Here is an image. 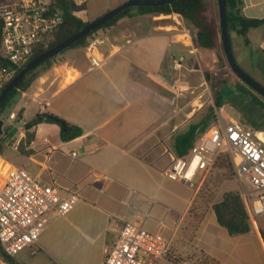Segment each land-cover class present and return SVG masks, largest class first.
Segmentation results:
<instances>
[{
	"label": "crops",
	"instance_id": "crops-1",
	"mask_svg": "<svg viewBox=\"0 0 264 264\" xmlns=\"http://www.w3.org/2000/svg\"><path fill=\"white\" fill-rule=\"evenodd\" d=\"M73 1L86 6L76 15L87 22L128 0L102 2L93 16L90 0ZM216 1L206 3L209 15L219 19ZM242 1L245 17L264 20V0ZM95 34L92 53L103 61L101 67H92L89 45L65 51L58 56L61 60L18 93L7 108L10 123L2 131L18 124L19 138L8 160L0 156V165L24 168L47 184L65 188L91 181L80 190L81 200L68 214L51 216L37 243L12 257L18 264H103L105 250L115 239L110 227V215L115 213L132 219L138 211H150L147 229L172 237L174 244L182 239L180 231L198 194L199 188L185 211L175 213L166 207L167 202H174L173 197L147 181L145 173L155 169L163 157H169L165 170L169 167L167 151L174 152L171 141L189 125L188 119L180 118L187 105L180 106L184 99H179L188 87L181 78L183 92L176 95L175 80L183 74L193 77L204 68L214 70L216 52L195 48L191 27L177 14L126 17ZM246 37L248 45L243 36L230 34L237 62L251 73L264 75V24L250 29ZM173 60L181 61L180 73L173 70ZM30 110L34 117L41 112L62 117L80 126L83 135L63 142L57 125L40 124L33 129L34 140L24 143L28 154L23 155L18 145L25 139L23 123L31 120L27 117ZM20 114L22 122L18 123ZM73 152H77L76 159L71 157ZM90 171L108 175L110 180L92 181ZM155 196L158 201L151 198ZM213 212L211 208L212 216ZM0 264L10 263L0 257ZM159 264L173 263L162 260Z\"/></svg>",
	"mask_w": 264,
	"mask_h": 264
},
{
	"label": "built area",
	"instance_id": "built-area-1",
	"mask_svg": "<svg viewBox=\"0 0 264 264\" xmlns=\"http://www.w3.org/2000/svg\"><path fill=\"white\" fill-rule=\"evenodd\" d=\"M61 22V12L53 7L52 0H0V89L29 61L44 36L56 30ZM95 46L96 41H91L90 62L97 68L103 61L92 53ZM182 67L181 61L173 60V70L180 73ZM174 91L178 96L183 92L181 75L175 80ZM167 152L171 163L164 175L189 186H193L199 174L212 169L219 155L228 154L238 179L249 185L240 194L250 222L256 223L264 215V129L232 120L198 134L184 156ZM71 157L76 159L77 152ZM89 177L92 181L110 180L108 175L94 171H90ZM90 184V180H84L65 188L47 184L24 168L0 165V245L4 254L15 257L36 244L50 217L68 214L81 200L80 190ZM130 191L137 193L134 189ZM100 193H104V188ZM122 204L130 206L126 201ZM151 217L150 211H138L132 219L111 214L110 227L115 239L105 250L103 264H159L162 260L191 264L174 252L172 237L147 229L146 222ZM159 224L165 225L164 220Z\"/></svg>",
	"mask_w": 264,
	"mask_h": 264
},
{
	"label": "rangeland",
	"instance_id": "rangeland-1",
	"mask_svg": "<svg viewBox=\"0 0 264 264\" xmlns=\"http://www.w3.org/2000/svg\"><path fill=\"white\" fill-rule=\"evenodd\" d=\"M109 1L90 0V15L96 14L102 2ZM94 38L95 36H92L89 42ZM59 59L58 57L55 58L52 65L56 64ZM241 66L252 74L259 83L264 84L262 73L257 75L251 73L245 64ZM46 70V67H40L36 70L35 75H40ZM206 73H210V81H207ZM181 78L183 85L188 87L184 95L179 98L180 100L184 99L180 106L187 105L184 113H180L182 121L188 119V124L198 122L213 108L214 117L208 128L218 126L220 123L225 125L228 121L237 120L246 126L264 129V111L254 102V98L261 99L262 97L247 87L245 88L246 94H241L238 91L236 87L241 85L242 82L231 72L226 60L219 61L218 59L214 70L204 68L202 72H196L193 77L183 74ZM218 91L224 94L223 107L221 108L214 105L215 95ZM194 98L199 99L190 102ZM27 117L29 119L34 117L32 110L28 111ZM2 121L4 122L3 126L10 123L7 109L2 115ZM18 126L20 125L16 124V127ZM55 127L59 131L58 127ZM18 138L19 132L14 134L9 141V145L4 146L5 160L10 158ZM168 163L169 157H163L155 169H148L145 173L147 181L150 180L149 182L155 185L157 189L166 191L168 195L173 197L174 202H167L166 207H170L175 213L184 212L194 190L199 188L187 214L188 218H185V224L180 231L179 236H182V239L174 241L173 244L175 249L173 250L178 257L189 261L191 264H264V215L257 219L256 226L252 225V230L248 234L230 236L225 228L219 226L214 212L213 216L211 214V203L219 202L225 193L230 191L241 193L243 188L249 189L246 180H239L236 174L231 178L221 179L220 170L214 168V164L208 173L199 174L193 186H189L178 181H172L164 175L163 170H165ZM233 172L235 173L234 164ZM214 179L216 181L220 180V182H214ZM202 189L203 192L195 204V200ZM151 198L159 200L158 196ZM209 198H212L211 203L207 201Z\"/></svg>",
	"mask_w": 264,
	"mask_h": 264
},
{
	"label": "trees",
	"instance_id": "trees-1",
	"mask_svg": "<svg viewBox=\"0 0 264 264\" xmlns=\"http://www.w3.org/2000/svg\"><path fill=\"white\" fill-rule=\"evenodd\" d=\"M217 3V1H216ZM53 7L59 10L62 15V22L56 30L48 33L44 36L42 41L35 47L33 54L29 61L20 67L16 74H18L32 59L47 51L48 49L56 46L57 44L63 42L73 34L77 33L83 27H85L90 21H83L80 17L76 15L86 8L84 4L78 5L73 0H52ZM242 0H226L227 8V21H228V31L229 36L232 32L243 36L245 38V43L248 45L247 33L250 29L256 28L264 24V20L250 19L242 14ZM168 15L177 14L183 20H185L192 30L193 45L195 48L199 49H209L216 52L219 61L225 60L223 54V48L220 39V28L219 19L213 18L209 15V9L206 0H176L170 4L155 7H129L120 12L115 18L109 21L107 24L103 25L99 29L90 33L85 38L81 39L69 49L71 50L81 47H87L89 45V39L99 30L109 28L115 25L119 20L126 17H135L142 15ZM231 44V40H230ZM64 51V52H65ZM62 52V53H64ZM61 53V54H62ZM60 55V54H59ZM56 57L46 61L45 63L38 66L36 69L31 71L22 82L11 92L9 97L0 106V121H2V115L8 108L10 101L20 92H24L29 88L31 83L39 76L35 75V72L40 67H46L49 69L52 66V62ZM246 71V70H245ZM247 72V71H246ZM264 72V70H263ZM248 73V72H247ZM15 74V75H16ZM251 77L252 74L248 73ZM207 81H210V73H206ZM254 78V77H253ZM255 79V78H254ZM256 80V79H255ZM8 84V83H7ZM6 84V85H7ZM262 84V83H261ZM5 85V86H6ZM264 86V84H262ZM3 86L0 92L4 89ZM247 86L241 83L237 85V89L241 94H246ZM248 88V87H247ZM249 89V88H248ZM250 90V89H249ZM224 94L218 91L215 95L214 105L217 108L223 106ZM254 102L264 111V98L255 99ZM214 117V109H210L209 113L201 118L198 122L190 123L185 132L176 135L171 141V147L178 156L186 155L191 147L193 146L198 134L204 132L210 125L212 118ZM18 123L22 122V114L18 116ZM40 124H54L59 127L60 139L63 142H69L83 135V129L75 124L69 123L62 117H59L53 113L41 112L37 113L33 119L23 123V128L25 130V139L22 140L18 145V151L25 155L28 151L25 150L24 143L28 144L34 140V131ZM257 126V125H256ZM12 128L0 133V156L4 157V146L9 145L3 138ZM220 170L219 174L221 179L231 178L235 173L233 172V163L229 155L224 153L218 156L215 167ZM223 172V173H222ZM220 182V180H218ZM214 179V182H218ZM203 189L200 191V195L195 200L200 198ZM208 203L212 202V198L207 200ZM211 208L213 209L217 223L219 226L225 228L230 236L245 235L251 232L252 223L249 220V216L241 197L239 191H230L223 195L222 200L216 203H211ZM0 257L10 264L16 263L12 257L7 256L2 251L0 245Z\"/></svg>",
	"mask_w": 264,
	"mask_h": 264
},
{
	"label": "water",
	"instance_id": "water-1",
	"mask_svg": "<svg viewBox=\"0 0 264 264\" xmlns=\"http://www.w3.org/2000/svg\"><path fill=\"white\" fill-rule=\"evenodd\" d=\"M176 0H128L121 5L107 11L101 17L88 23L85 27L73 34L63 42L56 46L48 49L42 54L32 59L13 79L4 87L0 92V106L9 97L11 92L22 82V80L34 69L46 61L56 57L65 50L69 49L72 45L80 41L81 39L88 36L90 33L99 29L103 25L107 24L113 18H115L120 12L129 7H155L170 4ZM218 11H219V28H220V39L223 48V54L225 60L234 76L241 81L244 85L250 88L252 91L264 98V86L251 77L237 62V59L232 51L230 44V36L228 31L227 21V8L226 0H217ZM3 121H0V133H2ZM18 132L17 127L12 128L11 131L4 136L3 140L8 143L15 133Z\"/></svg>",
	"mask_w": 264,
	"mask_h": 264
}]
</instances>
